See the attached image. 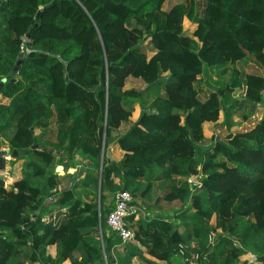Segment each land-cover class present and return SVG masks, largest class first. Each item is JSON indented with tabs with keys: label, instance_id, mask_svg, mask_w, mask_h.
I'll list each match as a JSON object with an SVG mask.
<instances>
[{
	"label": "trees",
	"instance_id": "1",
	"mask_svg": "<svg viewBox=\"0 0 264 264\" xmlns=\"http://www.w3.org/2000/svg\"><path fill=\"white\" fill-rule=\"evenodd\" d=\"M202 1L196 15V6L180 1L164 9L165 0H0V76H12L21 44L29 48L0 90L9 98L0 102V138L10 149H27L29 158L11 185L0 176V264H61L74 251L75 264L102 260V246L89 235L105 230V188H126L144 202L158 193L152 203L163 208L190 204L180 230L179 220L159 215L134 223L128 216L137 239L141 232L150 237L148 252L157 258L169 261L190 239L205 253L203 264H237L248 250L264 255V112L246 129L212 135L208 145L203 133V123L222 111L263 98L264 0ZM186 13L196 22L190 34L182 26ZM129 76L145 87L125 88ZM243 85V99L234 97ZM125 96L138 97L141 111L112 137L131 114ZM51 108L56 141L33 129ZM112 140L124 153L102 168L99 207L81 204L71 188L56 190V163L74 150L97 156ZM35 142L47 149L31 147ZM5 162L0 155V170ZM195 174L198 181L187 179ZM175 176L183 179L174 183ZM157 179L161 190L151 193ZM53 192L55 201L48 199ZM52 206L70 209L59 225L41 218ZM109 231L103 247L113 264L109 249L120 237ZM52 243L59 245L56 257L45 253Z\"/></svg>",
	"mask_w": 264,
	"mask_h": 264
},
{
	"label": "crops",
	"instance_id": "2",
	"mask_svg": "<svg viewBox=\"0 0 264 264\" xmlns=\"http://www.w3.org/2000/svg\"><path fill=\"white\" fill-rule=\"evenodd\" d=\"M145 45L147 46L148 55L152 54L154 52L152 44L148 41L147 43H145ZM160 92L164 94V90L162 88ZM8 101L9 98L2 92H0V102L7 103ZM130 110L131 114L129 116V120L120 124V126L116 129L117 131H111L110 135L112 137H114L118 133L121 134L125 132L130 123L137 120L141 111L140 103H134ZM212 122L215 121H205L203 123V131L205 130V125ZM33 129L36 134H42L44 139L56 141L57 123L52 108L46 121L42 124L34 125ZM0 150L6 151L3 154L6 162L4 168L0 170V176L4 178L5 185L9 186L13 183V181L21 178L24 175V164L29 158L25 154L19 157H11V149L6 139L2 137L0 138ZM65 153L66 152H62V154L67 156V154ZM123 153V149L115 140L109 141L106 146H103V149L97 156L83 153L81 150H74L70 157L63 158L62 161L54 165V171L57 174L56 190L61 192L62 190L71 188L74 192L77 193V196H79L81 204H87L94 200L99 207L102 168L104 165L106 166L108 161L117 162L123 156ZM119 176L120 172L114 171L111 173L110 177L112 178L114 183H117L120 179ZM91 177L96 178L97 181L90 182L89 179ZM82 179L87 180V182L82 181ZM173 180L174 183H179L180 177L175 176L173 177ZM103 194L104 199L102 205L103 216L105 217L108 210L113 206L114 190L105 188ZM155 195L156 194H154L152 197H155ZM137 200L141 204V207L139 213L133 217L134 223L139 220L147 223L152 217L159 215L166 217L167 219H171L172 222H176L179 220L177 217H174V210L176 209L175 205H172L168 208H163L164 204L162 202L160 203V206H155V203L153 204L152 201L144 202L140 199ZM69 210V207L57 208L52 206L42 215L41 218L47 222H51L53 225H59L66 219ZM170 212H173V217L169 216V214H171ZM132 227L134 228V225ZM178 228L179 230L181 229L179 226ZM109 230L110 229L105 225V233L108 234L110 232ZM104 231L101 229V227H99L96 232H93L91 233L92 235H89L91 236L93 241H98L102 246V260L95 262V264H109L106 259L105 249L103 247ZM140 236L142 237L141 240L137 239L136 236L134 239L126 242H121L119 240L109 249V254L112 257L113 264H181V258L176 253L171 256L169 261L162 258H157L153 254L149 253L148 247L150 246V237L145 235L143 232L140 233ZM58 249L59 245L57 243L48 244L45 248V253L51 255L52 257H56L59 251ZM252 255L253 257H251ZM78 258H80L79 252L74 251L73 256H67L61 264H75L76 259ZM24 264L41 263L38 261H27L24 262ZM237 264H264V255H258L257 252L248 250L240 255Z\"/></svg>",
	"mask_w": 264,
	"mask_h": 264
},
{
	"label": "rangeland",
	"instance_id": "3",
	"mask_svg": "<svg viewBox=\"0 0 264 264\" xmlns=\"http://www.w3.org/2000/svg\"><path fill=\"white\" fill-rule=\"evenodd\" d=\"M177 1L182 2L186 8L190 7V6H192V7L196 6L197 8H194L195 9L194 14L201 15V13H198V11H200V10L202 11V5H201V3L203 2L202 0H165L163 8L165 9L171 3H174ZM186 12L188 13V10H186ZM187 13H186V15H187ZM182 26H183L184 32L189 34V33H192V31L196 28V22L192 20V17L187 15V16H184ZM149 40H150L149 37L146 36L143 40L144 44L147 43ZM262 70L264 72V66L262 67ZM230 78H231L230 74L227 73L226 79L229 80ZM203 79L205 80V78H203ZM203 79H201V80H203ZM124 87L125 88L134 87V88H140L141 89V88L145 87V83L137 77L129 76L127 78V81H126ZM234 97H236V98L238 97V99H243L244 94L241 91H238V92L235 91ZM141 101L144 103V106L151 105V102H150L151 99L150 98L142 99ZM124 103H125L126 108L128 107L129 109L132 107V105L134 103H136V104L140 103V105L142 107V103L140 102L138 97L125 96ZM232 110H233L232 113L229 115L225 114L224 111H222L219 114V117L215 122L208 123L207 125H205V130L203 131L204 143H207V145H208L210 143L209 141L211 140L212 135L213 136H216L218 134L225 135L226 133H228L230 131L234 132L236 130H239V129L242 130V129H246V128L252 126L258 120V118L261 116V114L264 112V94H263V98L261 100H259L258 102L249 103L248 101H246L245 103H242L240 107H237L236 109L233 108ZM244 115H246L248 117L244 118ZM112 131H114V130H112ZM168 178L169 177L166 174H161L160 179H164V180H167L166 182H169ZM182 179H183V177H180V180H182ZM187 179L189 181H192V180L198 181L199 175H197V174L190 175V176H188ZM158 180L159 179L153 180V186H152L151 193H156L157 191L161 190L158 187L159 185L156 184V183H158V182H156ZM119 182H120V179L118 180L117 183H119ZM157 194L158 193H156V196H157ZM151 201H154V197L151 198ZM84 202H86V201H84ZM146 202H148V201H146ZM189 205L190 204H188V205L187 204H176L175 205L176 209L174 210V217H177L179 219L180 228H183L182 223L187 221L183 217L185 215H188L192 211V209L190 208L191 206H189ZM170 213L171 214H169V216L173 217V212H170ZM211 220H212V218H211ZM213 235L214 234H212V237H213ZM191 241L193 243H195L196 247H197L196 241L190 239L189 242L191 243ZM237 244H238V241H237ZM253 255L251 257H253Z\"/></svg>",
	"mask_w": 264,
	"mask_h": 264
},
{
	"label": "built area",
	"instance_id": "4",
	"mask_svg": "<svg viewBox=\"0 0 264 264\" xmlns=\"http://www.w3.org/2000/svg\"><path fill=\"white\" fill-rule=\"evenodd\" d=\"M21 51L25 53V51H29V48L21 44ZM6 77L8 76H0V80L6 79ZM240 91L244 94L245 85L242 86ZM58 197L59 192H53L50 193L48 199L54 201ZM113 199V206L108 210L105 217L106 225L120 237L121 242L132 240L135 238V229L130 226L128 216H136L140 211L141 204L126 188L115 190ZM208 237L211 241L212 234ZM176 254L180 256L181 264H203L206 258L205 253L200 252L193 242H179Z\"/></svg>",
	"mask_w": 264,
	"mask_h": 264
},
{
	"label": "water",
	"instance_id": "5",
	"mask_svg": "<svg viewBox=\"0 0 264 264\" xmlns=\"http://www.w3.org/2000/svg\"><path fill=\"white\" fill-rule=\"evenodd\" d=\"M26 35H28V33H26ZM23 55H24V51H20V52H19V57H18V59H17V61H16V64L14 65L13 70L11 71V75H12V76H11L10 78L6 77V79H1V80H0V90H1L5 85H7L9 82H11V81H13V80L15 79L14 74L18 71V67H19V65H20V63H21V60H22V56H23ZM7 78H8V79H7ZM31 147H40V148H43V149H47V147L41 145V144L38 143V142L33 143V144L31 145ZM50 151L53 152V153H56V152H57V151H55V150H53V149H51ZM4 152H6V151L0 150V155H3ZM26 153H27V149H23V150L11 149V150H10V155H11V157H19V156H23V155L26 154Z\"/></svg>",
	"mask_w": 264,
	"mask_h": 264
}]
</instances>
